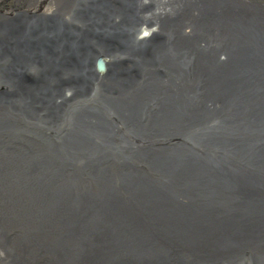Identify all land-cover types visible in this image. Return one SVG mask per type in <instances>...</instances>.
Wrapping results in <instances>:
<instances>
[{"label":"water","instance_id":"water-1","mask_svg":"<svg viewBox=\"0 0 264 264\" xmlns=\"http://www.w3.org/2000/svg\"><path fill=\"white\" fill-rule=\"evenodd\" d=\"M207 1L182 0L179 5L172 0V7L162 15L164 17L159 12H151L154 9L151 2L144 8L138 3L134 15L129 18L126 10L132 5L117 7L109 13L101 14L102 10L94 7L96 0H80L75 2L74 16L60 15L58 20L47 18L56 25L60 21L66 28L65 32L72 42L68 52L73 56L70 58L69 54L59 52L52 58L40 59L39 62H48L50 66L37 74L27 73L25 79L22 77L32 85L31 89L21 92L20 96L6 89L0 92V98L3 96L6 99L9 96L7 100L12 102L13 108L0 110V152L4 148L17 151L11 160L1 162L0 167L6 165L11 172L7 179L22 180V187L26 189H34L29 182L43 185L46 182L53 186L60 181L75 180L99 186L97 193L88 189L87 197L82 198L84 207L89 209L91 215L86 219L77 217L80 230L70 235L66 231L69 230V224L66 225V219L63 218L58 220L54 236L66 234L83 239L96 233L94 242L89 243L90 238H87L88 246L94 248L98 242H102L100 247L117 245L120 246L118 250H121L124 244L128 246L130 239L147 236L148 232L144 229L150 221L145 223V219L157 218L164 223L165 228L178 236L187 228L194 232L214 234L217 242L233 236L226 242L232 251L230 257L223 260L226 252L219 248H215L217 254L209 253L212 259L217 258L223 264H245L243 257L255 264L262 262L259 257L264 254V238L261 236L264 235V229L258 228L260 235H256L254 230L264 219L255 214L257 206H249L248 210L243 203L256 198L251 197L248 190L256 189L259 185L264 187V154L256 155V149L261 151L264 148V135L260 134H264V120H252L245 115L250 113L248 108L254 109V112L255 109H264V85L260 84L264 69L258 67L260 60L243 59L237 48H231L230 51L234 52L227 55L223 49L217 50L216 45L212 47L214 40L209 38L207 32L211 25L218 27L215 41L229 38L236 41L229 35L240 40L242 36L250 34L240 30L225 33L223 30L226 29L223 28L229 27L234 20V15L226 19L229 14L222 12L226 11L228 5L224 3L227 2L219 1L218 5L224 6L219 11L214 9L218 5L211 6ZM184 21L192 26L194 35L183 31ZM255 22L264 27V18ZM140 23L148 27V30L151 29L150 36L159 45L156 57L141 49V39L148 36L137 40L134 37L122 39L116 34L122 30L133 34L130 27ZM223 33L225 35L220 37ZM53 34L55 38L50 34L48 42L61 41V32ZM40 36V39L33 41L35 46H44L41 39L46 34L37 37ZM192 38L205 41L201 45L210 52L204 59L198 48L192 50L190 47L195 45ZM25 42L22 36V49L26 46ZM247 42L254 49L264 52V34L254 33ZM220 52L226 54L227 60L220 59ZM5 54L10 61L9 53ZM181 57L182 63L173 61V58ZM195 57L205 64L196 66ZM78 58H83L78 61V67L84 68L68 72L65 66L71 67ZM228 60L235 61L238 69L226 63ZM208 61L212 62L208 64ZM88 63L92 64L89 69L86 67ZM244 65L253 69L248 70L251 75L247 80L238 74L241 67L247 70ZM166 76L173 81L179 76L184 77L178 83L183 89V96L178 97V102L186 110L185 120L189 122L185 123L184 133L178 137H164L160 132L163 126H159L160 129L153 127L157 123V114L161 113L157 111V103L164 100L167 94L168 86L164 83ZM76 78L85 83L81 91L75 87ZM214 83L225 88L228 96L224 91H218V85L217 90L213 91ZM248 83L256 84L257 87ZM39 85L42 90L38 89ZM169 89L176 91L174 88ZM46 94L48 97L44 100ZM246 94L252 96L249 101L246 100ZM231 101L249 107L239 112L238 109H228ZM63 104L68 109L62 108ZM208 108L213 110L212 114ZM147 109L152 112H147ZM50 111H53L56 118L49 114ZM47 115L52 118H45ZM54 125L57 128L53 129ZM230 136L240 137V140L233 142ZM9 142H16L20 146L28 144V154H19L20 151ZM246 142L255 145L252 151L251 147L240 149L239 146ZM5 143L11 146H5ZM178 146H183V151L174 149ZM156 150H166L168 155H162ZM176 152H179L177 157L174 156ZM36 153L37 156L34 155ZM32 155L34 158L31 159L29 156ZM188 163L208 171L197 172L189 168ZM18 169H25L30 177L22 175ZM74 206L77 205L73 203L71 211ZM76 211L81 213L80 207ZM225 219L227 222L222 225L221 221ZM25 232L28 233V228ZM108 235L110 239L116 240L115 245L111 241L108 243ZM180 245V248L195 254ZM196 245L199 249L196 255L199 252L208 253V246L204 242L196 240ZM64 246L67 247L66 244ZM69 248H65V251ZM134 251L137 250L125 252L124 260L115 255L107 264H136L140 258L149 264L145 257H140L141 251ZM49 252L51 264H59L53 262L57 252ZM89 253L84 252V258H88ZM179 257L181 259V255ZM102 258L94 262L100 263ZM213 263L217 264L215 260Z\"/></svg>","mask_w":264,"mask_h":264},{"label":"bare ground","instance_id":"bare-ground-1","mask_svg":"<svg viewBox=\"0 0 264 264\" xmlns=\"http://www.w3.org/2000/svg\"><path fill=\"white\" fill-rule=\"evenodd\" d=\"M78 1L80 0H55L54 2L53 0H0V92L6 89L7 91L13 92L12 94H17L20 96L21 92L23 93L24 91H28L29 89H31L30 86L32 85H30L27 81L24 80V76L26 75L27 77V73L37 74L45 70V68H47L48 66H50L48 62H39L40 59L52 58L59 52L67 54L70 53L68 52V49L70 50L72 42L69 40L68 34L65 32L66 28L60 21L56 25V23L48 21L47 18L58 20V18H61L60 15L67 16L68 14H71V16H74V13H76L75 7L77 4L75 2ZM173 1H176L179 5L180 1L182 2V0ZM219 1L221 3H224L225 1L227 2L224 3L225 5H228V7L226 6V11H222L224 14H229L226 19L231 18V15H234L233 19L235 20L231 22V25H228L229 27L225 26L223 28L226 29V31L223 30L225 33H233L235 32L234 30H240L242 32L247 31V33L252 36L254 33H258L260 35L264 34V27H262L259 22H255L258 19L264 18V0H208L207 2L209 5L215 6L219 4ZM50 2H53V4ZM150 2L154 7V9H151V12L155 14L159 12L161 17H164L162 15L166 14V12H169L170 7H172V0H96V4H94V7L102 10L101 14H103L104 12L109 13V11L111 12V10H115L117 7L119 8L121 6L132 5L133 8L129 6L126 10V14L130 18L134 15V9L137 8L136 6H138V3L142 8H144L147 7ZM15 3L18 5L15 6ZM222 7L224 6H221L220 4L214 9L220 11ZM48 13L51 14L47 15ZM184 22L185 24L182 27L183 31L187 33L189 32L188 34L194 35L192 26L187 25L186 21ZM132 23L134 24L135 22ZM199 26L201 27L202 25ZM130 28V30H133V34H127L123 30L122 32L116 34L122 39L126 37H134L137 38V40L141 39V37L148 36L147 38L145 37L141 39V49L145 53L148 52L149 54L154 55V57H156V53H158L159 51V45L155 40H153V36H150V34L152 33L151 29L148 30V27L141 23ZM209 28H211L210 31H207L209 32L208 34H210L209 38L211 37V40H214L212 41L214 44L212 45V47L216 45L215 47H218L217 50L222 51L223 49V51L227 55L229 53L234 52L230 51L231 48H237L241 53L240 54L238 52V54L242 56L243 59L244 57H246V59L252 58L254 60H260L258 61V67L262 70L264 69V52L258 48L254 49L251 46L250 42L245 43V41L250 38V35L242 36L240 40L234 35H229L230 37H234L236 41L231 40L230 38L229 40L223 39L219 41L220 39H217L218 41H215L216 35L218 34V27L216 28V25H211ZM54 32H61L62 39L61 41L50 43L48 42L50 34L51 37L55 38V34H53ZM225 33L219 36L222 37L225 35ZM41 34H46V36L41 39V41L44 43V46H35L33 41L40 39L41 36H37ZM22 36H24L26 40V46L23 49L20 43V38ZM192 41L195 45L190 47H192V50L198 48L199 53L202 55V59L209 55L210 51L201 45L205 42L204 40L195 41L194 38H192ZM1 48H3V50ZM71 51H73L72 48ZM224 52L219 53V55H221L220 59L223 61L227 60V56ZM5 53H9L10 61L8 60V56ZM69 55L70 58H72L73 54ZM82 59L83 58H78L75 63H72L71 67L65 66L66 70L68 72H72L76 71V68H84L78 67V61H81ZM181 60L182 57L179 59L173 58V61L177 63H182ZM10 62L12 63L13 68L11 67ZM209 62L212 61H208L206 63L209 64ZM19 63L21 67H19ZM50 63L52 64L53 61L51 60ZM226 63H230L233 69H238L235 61L228 60L226 61ZM201 64L204 65L205 62L202 63L200 59L195 57V65L197 66ZM91 65V63H88L86 67L89 69L92 67ZM187 65L190 64H185V66ZM26 66L27 68H25ZM244 66L245 68H247V70L241 67V70L238 72V74L244 76L247 80V78L249 79L251 75V72H249L248 70L253 69L248 67L249 65ZM259 68L257 70H260ZM98 70L101 71V68H98ZM179 73H181L180 70ZM166 77L167 79L164 83L168 86L167 90L169 91L166 90L167 94H165L166 97H164V100H161L159 103H157V111H160L161 113L157 114L155 118V120H157V123L153 124L155 125L153 127L155 129H160L161 126H163L164 129L162 128V131H158L164 134V137L169 138L172 135L178 137L181 136L182 133H184L183 128H185V123L189 122L185 120L186 110H183V105L178 102V97L183 96V89L180 88L178 83H180V79L184 77L179 76V78H177L175 81L170 80L168 76ZM260 80V84L264 85V76H262ZM221 81L218 83L220 84ZM218 83L216 85H218ZM84 84V81L76 78L75 87L78 88L79 91L82 90ZM213 85V91H216L217 88L215 83ZM248 85L257 87L256 84L251 85L250 83H248ZM210 87L212 88V86ZM218 87L220 88L218 91H224V93H226L225 88H222L219 85ZM169 88H174L176 91L170 90ZM38 89L42 90V87L39 85ZM211 91L212 90H210V92ZM226 95L228 96L227 93ZM47 97V94L44 95V100H46ZM245 97L246 100L249 101L252 96L246 94ZM7 98L4 99L3 96L0 98V110L2 111H8L13 109L12 102L9 99L7 100ZM122 100L126 101L125 98H122ZM228 104V109H238L237 112H239L243 108L249 107L248 105L240 106L238 104V101H231ZM66 106L67 105L63 104L62 108L65 109ZM74 110L75 109L71 111ZM248 111L250 113L244 114L246 116H249L252 120H255V118L258 119L260 122L262 121L261 119L264 120V109H261V111L260 109H258V111L255 109L254 112V109L248 108ZM147 112L151 113L152 111L150 109H147ZM208 112L212 114L213 110L211 108H208ZM50 113L52 114L51 116H53V111H50L49 114ZM51 116L48 117L47 115L45 116V118L50 119L52 118ZM190 116L192 115L190 114ZM53 117L56 118V115ZM166 123L169 125H167ZM166 126H169L168 129H165ZM0 128L2 129V127ZM55 128H57V126L54 125L53 129ZM261 131L263 132V129ZM260 134L264 135L261 132ZM230 138H232L231 141L233 142H236V139L240 140V137L238 138L237 136H230ZM231 141L229 140L230 144L233 145V142ZM22 142L26 144V142ZM9 143L12 144L15 149L20 151L18 152L19 154H28L29 151L27 150L28 147H30L28 144V146L24 144L20 146L16 142ZM10 144L5 143L4 145L11 146ZM254 146V144H252L251 146L250 143L246 142L245 144H241L239 147L240 149L243 147H247V149H250L251 147L250 151H252V149H254ZM4 149V151L0 152L2 154V156H0V165L1 162H4L6 159L11 160V156L17 153V151L8 150L6 148ZM156 149L159 148L157 147ZM174 149H177L181 152L183 151V146H178ZM257 150L258 149H256V155L264 154V148L261 149V151ZM156 151L160 152L162 155H168L166 153V150ZM34 155L37 156V153ZM34 155L29 157H31L32 159L34 158ZM178 155L179 152H176L174 156L177 157ZM187 165L189 168H191L192 170H196L197 172L204 173L208 171V169L206 168L202 170L199 167L196 168L191 163H188ZM6 167V165L0 167V264H51V252L49 251L57 252L55 253V257H53V259H55L53 260V262H58L59 264H107L109 260L114 259L115 255H118L124 260L126 258L124 257V253L130 252L133 249L137 250L134 252L141 251V253H139L140 257H145L149 261V264H207V262L208 264H216L213 263L214 260L215 262H217V264H223L222 261L217 258L212 259L209 253L217 254L215 248H219L221 249V251L226 252V255L222 257L223 260L230 257V254H232V251L229 250V247L227 246L228 243L226 242L232 239L233 236H229L227 240H222V238L217 242L218 239L215 238L214 234L210 235L209 233L204 231L194 232L191 228H187L186 231L180 233V236H178L174 235V233L170 232V230L165 228L164 223L161 220H158L157 218L145 219V223L150 221L145 224L146 229L144 230L148 232L147 236H144L143 238L139 239H130V241L127 243L128 246L124 244L123 247H121V250H118V247L120 248V246L117 247V245L114 244L116 240L110 239L109 235L108 243L111 241L116 247H100V245L103 244L102 242H98L96 244L97 246H95L94 248L88 246L86 242L87 238H90L89 243L94 242V236L96 235V233L92 235L89 234L83 239L80 236L72 235L74 237H71L66 236V234H57L56 236H54L58 220L63 218L66 219V221H64L66 222V225L69 224V230L66 231L69 232L70 235L72 234V232L80 230V226L78 225V223L80 222L77 221V217L81 216L83 219H86L89 218L91 215V213L88 211L89 209L84 207L85 202L82 201V198L87 197L86 194L89 193L88 189H90V191L92 192L96 191L97 193V191L100 190L99 186L95 184L94 187V185L91 186V184L88 182H78L74 179L75 181L69 182L60 181L59 183H56V185L53 186H50L46 182L44 185L29 182L31 187L34 189H26L22 187V180L7 179L8 175L11 172L8 171V168ZM18 170L21 171L22 175L26 174V177H30L28 176V173L25 169ZM262 178L264 179L263 176ZM43 188H45L44 191H42ZM248 191L249 193H251V197L255 196L256 198L245 201L243 204L248 207V210L249 206L253 208H255L254 206H257L258 209L255 208V210H257L255 214H258V218L264 219V187L259 185L258 188H254L253 190ZM73 203L77 205L74 206L75 211H71L73 209ZM51 205L53 210H51ZM77 207H80L81 213H77ZM178 221L181 222L182 219L179 218ZM226 222V219L222 220L221 224L224 225ZM82 224L86 225V223ZM178 227H180L181 230H185V228L181 226ZM259 227L264 229V220L256 225L254 230L256 235L261 234L258 233L261 232L260 230H258ZM26 228H28V233L25 232ZM261 236L264 238V235ZM134 237L138 236L135 235ZM225 237L227 238V236ZM196 240L204 242L205 246H208V253L199 252L196 255V251L199 250L198 245H196ZM64 244H66L67 247H65ZM180 244L184 245L190 251H194L195 254H191L187 252L184 248H180ZM68 245L72 247L69 248ZM220 245L222 246L221 248L219 247ZM65 248L69 249L65 251ZM166 249L168 250L167 252H165ZM88 251L90 252L89 255L91 256V258H89V255L88 258H84L83 253ZM220 253L224 254L222 252ZM141 254H145L146 256ZM179 255H181V259ZM98 258H102V260L100 261V263H95L94 261H98ZM161 258L163 259L161 261H158ZM203 259H205V262H203ZM243 259L245 260V264H255L250 260L246 261V257H243ZM259 259H261L259 261H262L259 264H264V254L260 255ZM136 264L146 263L140 258V260L136 261Z\"/></svg>","mask_w":264,"mask_h":264},{"label":"rangeland","instance_id":"rangeland-1","mask_svg":"<svg viewBox=\"0 0 264 264\" xmlns=\"http://www.w3.org/2000/svg\"><path fill=\"white\" fill-rule=\"evenodd\" d=\"M18 4L15 3V6H17Z\"/></svg>","mask_w":264,"mask_h":264}]
</instances>
